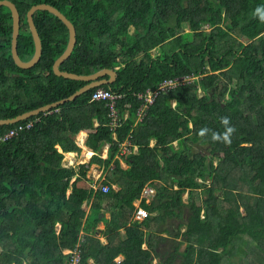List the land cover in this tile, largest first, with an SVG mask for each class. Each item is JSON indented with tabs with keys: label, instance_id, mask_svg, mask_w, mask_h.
Returning a JSON list of instances; mask_svg holds the SVG:
<instances>
[{
	"label": "trees",
	"instance_id": "1",
	"mask_svg": "<svg viewBox=\"0 0 264 264\" xmlns=\"http://www.w3.org/2000/svg\"><path fill=\"white\" fill-rule=\"evenodd\" d=\"M11 1L20 15L22 60L34 53L27 10L51 4L76 30L74 48L59 68L85 75L114 69L115 80L101 86L124 97L115 129L105 101H89L97 87L0 125L2 133L35 120L0 142V264H65L64 251L79 239L81 264H151L153 255L158 264H264V22L253 15L264 0ZM33 19L42 53L22 68L11 56L10 9L0 6V119L60 100L86 83L52 70L68 42L66 25L47 10ZM189 74L198 78L161 91L137 120L143 100L135 93ZM225 116L235 128L229 145L211 139L213 131H224ZM202 128L210 130L204 137ZM81 130L94 153L65 166L64 153L81 150L75 140ZM126 138L137 149L119 155ZM92 163L103 168L107 192L90 186ZM145 184L155 189L151 201H140L149 214L133 220ZM155 223L173 240L164 253L142 247L143 227Z\"/></svg>",
	"mask_w": 264,
	"mask_h": 264
},
{
	"label": "water",
	"instance_id": "2",
	"mask_svg": "<svg viewBox=\"0 0 264 264\" xmlns=\"http://www.w3.org/2000/svg\"><path fill=\"white\" fill-rule=\"evenodd\" d=\"M2 5L8 7L11 12V17H12L11 56L16 65L22 68H29L35 65L39 61L41 53H42V44H41V39L38 34L36 25L34 23L33 16L37 10H47L51 12L52 14H54L55 16H57L66 25L68 29V33H69L66 48L54 60L52 64L53 72L58 76H63L65 78L75 79V80H83V81H86V83L83 86L79 87L74 92H72L70 95L60 100H57L49 104L42 105L32 110L25 111L11 118L0 119V125L16 123L20 120L27 119L38 113L46 112L65 101H71L75 99L80 94L87 91L88 89L99 87L104 84H110L115 80L116 72L113 69L103 68L91 74L85 75V74H77L74 72H69L66 70H61L59 68L60 64L69 57L70 53L72 52L74 48V45L76 42V30H75L73 23L66 17L65 14H63L56 7L48 3L33 4L29 7V9L26 12V19H27L28 27H29V30L31 32L33 42H34V53L31 56V58H29L28 60H22L17 52V40H18V35H19V30H20L19 11L16 5L11 0H0V6ZM106 73H108L109 78L107 79L101 78Z\"/></svg>",
	"mask_w": 264,
	"mask_h": 264
},
{
	"label": "built area",
	"instance_id": "3",
	"mask_svg": "<svg viewBox=\"0 0 264 264\" xmlns=\"http://www.w3.org/2000/svg\"><path fill=\"white\" fill-rule=\"evenodd\" d=\"M198 78V75H182V76H175L170 78L163 79L154 89H146L144 91H140L135 93V95L143 100V103L137 108V120H141L145 109L148 104H151L154 100V98L161 92V91H167L170 88L175 87L177 84L180 83H188L192 81L193 79ZM124 97V93L119 91H112L109 88H104L102 86H99L95 88L90 97L89 101H105L106 106L108 107V118H109V125L112 129L117 128L121 123L122 116L119 113V109L117 107L118 101ZM127 116V112H124L123 118ZM35 120H29L25 123H19L8 130L0 133V142L1 141H7L12 136L17 135L20 131L30 128ZM137 149L135 145L132 144V142L126 138L124 141H122L119 144L118 154L123 155L127 153L134 152ZM94 152L92 151V154ZM91 154V155H92ZM101 157L102 153H101ZM105 157V156H104ZM71 160H69L70 163ZM80 162V163H85ZM67 165H71L67 164ZM66 165V166H67ZM74 166V165H72ZM104 177H101L100 175L95 176V181L90 184L91 187H93L95 190L100 189L102 192H107L109 189V185L103 182ZM155 194V189L149 185L145 184L141 190L140 197L134 201L135 209L133 212V219L134 220H142L143 218L148 216L147 210L140 205L141 199H145L146 201H149L150 198H152ZM81 240L79 239L78 242L68 250H65L64 253L67 254V259L65 264H81Z\"/></svg>",
	"mask_w": 264,
	"mask_h": 264
},
{
	"label": "crops",
	"instance_id": "4",
	"mask_svg": "<svg viewBox=\"0 0 264 264\" xmlns=\"http://www.w3.org/2000/svg\"><path fill=\"white\" fill-rule=\"evenodd\" d=\"M106 74H108V73H106ZM79 133H80V136L78 137L76 135L75 136V140H76L77 144L80 146L81 150H80V152H74V151L65 152L64 153V157H63V161H62V164L65 165V166L67 164H70V163H71V165H76V164H78L80 162L88 161L90 156H91V154H92V150L84 144L85 138L87 136V131L86 130H81ZM151 143H153V141ZM57 148L60 150L59 146H57ZM106 154H107V146H105L104 149L102 150V156L104 157V156H106ZM69 160H71L70 163H69ZM121 164L123 166L125 165V163L123 161H121ZM97 175H100L101 177H104L105 176V172H104L103 168H101L99 165H97L96 163H92L89 166L88 171H87V176L90 179V184L93 182V180L95 181V176H97ZM113 187L117 189L116 185H113ZM186 196H187V194L184 193L183 198L186 199ZM153 198H154V196L152 198H150L149 201H151ZM87 206L89 207V205H87ZM87 206H85V207L88 209ZM104 217L105 218H109L110 217L109 211H107V210L104 211ZM143 219H145V218H143ZM142 220H138V221H142ZM177 225H178V223L176 222V224L174 226H177ZM162 226H163L162 224L161 225L153 224V225H147V226L143 227V230H144L145 234H144V243L142 244V247H144V248L155 247L156 250H158V249L160 250L162 247H166L167 246V245L165 246L166 243L167 244H171L172 243L173 240H172L171 236H167L166 234H164V232L161 233V234L158 232V231H161ZM97 227H98L99 230L104 229V222L100 221L98 223ZM170 230L172 231V227L171 226H170ZM183 230H184V228L183 229L180 228V231H183ZM123 231H124L123 229H120V232H123ZM161 236H166L167 237L166 242L160 241L161 240L160 239ZM100 240L102 242H105V236L101 235L100 236ZM122 257H123L122 255H119V256H117L116 260H121ZM157 257L158 256L153 255V259H152L151 264H158L160 258L158 257L159 260H156Z\"/></svg>",
	"mask_w": 264,
	"mask_h": 264
},
{
	"label": "clouds",
	"instance_id": "5",
	"mask_svg": "<svg viewBox=\"0 0 264 264\" xmlns=\"http://www.w3.org/2000/svg\"><path fill=\"white\" fill-rule=\"evenodd\" d=\"M253 15L257 16L261 22H264V5L258 6L255 9ZM220 123L223 126L224 131L222 133L213 131L211 133V139L213 142H220L225 145H229L232 142L231 137L235 132V128L231 125L230 119L226 116L220 118ZM209 131L210 130L207 128H202L199 132V135L204 137L209 133Z\"/></svg>",
	"mask_w": 264,
	"mask_h": 264
},
{
	"label": "rangeland",
	"instance_id": "6",
	"mask_svg": "<svg viewBox=\"0 0 264 264\" xmlns=\"http://www.w3.org/2000/svg\"><path fill=\"white\" fill-rule=\"evenodd\" d=\"M202 27H203V28H206V29L209 28L208 24H204ZM227 27L229 28V25H228ZM152 52L155 53L156 50H153ZM77 136L79 137V136H80V133L77 134ZM181 220H182V221L185 220V215L183 216V218H181ZM174 222H177V223H178V222H180V220H178V218H175V219H174ZM155 224H156V223H155ZM183 228H184V227H183V225H182L181 229H183ZM183 247H184V244L180 245V248H179V247H178V248H179V249H182ZM165 249H166V247H165V248L162 247V248H161V252L164 253V250H165ZM156 260H159V258L157 257ZM178 261H179V260L177 259V260H176V264H178Z\"/></svg>",
	"mask_w": 264,
	"mask_h": 264
}]
</instances>
